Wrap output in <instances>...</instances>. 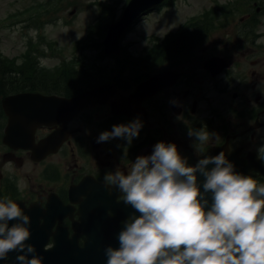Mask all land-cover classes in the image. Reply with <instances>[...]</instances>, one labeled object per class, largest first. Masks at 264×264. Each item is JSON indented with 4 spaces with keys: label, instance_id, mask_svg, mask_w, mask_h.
Returning a JSON list of instances; mask_svg holds the SVG:
<instances>
[{
    "label": "flooded vegetation",
    "instance_id": "obj_1",
    "mask_svg": "<svg viewBox=\"0 0 264 264\" xmlns=\"http://www.w3.org/2000/svg\"><path fill=\"white\" fill-rule=\"evenodd\" d=\"M247 55L242 50L228 49L226 56L233 70L230 73L234 80L232 82H211L205 73L196 70V130L206 126L205 130L216 133L219 139L210 137L201 145L194 138L185 137L190 129L185 130L173 124L171 128H160L154 136L153 128H142L148 135L134 139L131 145L122 139L98 144L96 140L104 130L106 116L111 118L113 115L111 108L108 110L104 106L91 105L86 106L66 125L68 136L62 148L67 147L69 152H73L74 140L83 137L85 140L77 152L61 157V148L57 154L37 161L32 160L29 152L21 151L24 157L19 155L20 152H7L9 159L22 157L23 167L25 159H28L34 172L39 166L38 179L45 190L36 192L32 204L45 211L46 205L51 202L48 224L43 223L45 216L38 217L37 227L32 231L35 239L28 242L44 246L45 250L58 242L71 252V256L80 259L82 264H106L105 248L119 247L117 236L122 230V221L132 215L134 210L123 203L116 187L106 185L104 176L115 171L126 174L132 162L140 156L141 150H146L143 156L151 155L153 149L148 146L158 142L174 143L189 166H195L204 156H215L223 151L230 162L235 160L236 172L252 176L258 184L264 185V152L260 151L264 147V71L259 68L264 55L250 60ZM218 82L219 90L216 86ZM234 86L236 91L228 93ZM209 92L226 95L220 106ZM227 109H234V113L225 115ZM124 121L131 119L124 118ZM52 131L43 128L39 132L48 135ZM48 161L52 167L46 169ZM212 167L214 165L208 166L209 169ZM197 177L203 191L204 178L199 174ZM1 186L4 190L10 188L5 183H1Z\"/></svg>",
    "mask_w": 264,
    "mask_h": 264
},
{
    "label": "clouds",
    "instance_id": "obj_2",
    "mask_svg": "<svg viewBox=\"0 0 264 264\" xmlns=\"http://www.w3.org/2000/svg\"><path fill=\"white\" fill-rule=\"evenodd\" d=\"M142 127L139 118L113 125L96 142L122 139L131 145ZM205 129L187 135L201 145L210 137L219 139ZM197 174L204 178L203 191ZM104 180L134 210L122 221L119 247L105 248L106 264H264V185L236 172L223 151L189 166L174 143L158 142L126 174L109 172ZM11 221L16 222L9 226ZM30 224L19 204L0 201V260L16 252L18 264H43L36 248L26 243Z\"/></svg>",
    "mask_w": 264,
    "mask_h": 264
},
{
    "label": "rangeland",
    "instance_id": "obj_3",
    "mask_svg": "<svg viewBox=\"0 0 264 264\" xmlns=\"http://www.w3.org/2000/svg\"><path fill=\"white\" fill-rule=\"evenodd\" d=\"M49 1L52 4L47 7ZM106 1L112 3V0H59V2H57L58 4L54 6L56 0H0V53L2 58H19L28 49L27 42L30 37H33L35 43L32 49L36 46V48L40 50L37 56L43 54L39 60L41 67L51 71L62 65L63 62L67 63L75 59H83L84 65L82 67L72 70L66 69L73 72L77 79L73 80L72 84L81 85L82 82H87L92 83V86L95 84L94 87H96L100 84L97 82L99 80L89 79L88 75L84 76L82 73H78V71L80 72L86 69L90 74H93L100 66L112 63V61L105 57L103 52L104 37L102 40H96V46H90L85 51H83L80 44L84 38L85 42L91 43L90 37L94 38V25L97 24L98 18L107 15L111 18L107 23H115L121 17L127 4L130 2V0H114L113 11L110 13V9L104 12V9L98 4L99 2ZM227 2H232V0H176L172 6H165L164 8H160L157 11L153 10L142 16V18L129 29L128 34L124 38L123 50L126 52L127 60L126 62L120 61V63L133 64L132 66L135 67V69H128L129 66H127L122 73L117 75L112 74L111 78L116 75V78L122 81L132 80L136 84V81L144 77L146 73L153 75L166 71L180 78L185 74L196 73V70H200L204 73L202 64L198 58H202L206 55V60L209 59L206 51L216 46L220 47L222 42L228 40V38H224V36L226 34L230 35L231 31H235L238 24H241L245 18L249 17L252 19L251 22H254L258 9L259 11L261 9L264 10V0H245L235 8L234 4L231 8L222 10ZM217 3L220 5L219 10H222V12H218L221 16L217 21L205 24L200 23L196 25V29H190L188 34L196 30V33L191 36L195 37L192 42L185 43V40L182 39L176 42L179 44L174 45L172 48L170 47L169 50H161L159 57L155 60L145 59V55L150 47L156 44L161 45L163 37L167 36L171 31H174L185 20L199 13H203L211 7H214ZM47 9L48 14L46 13ZM40 12L44 13L46 16H44L38 24L34 25L31 21L28 22L25 20V22L13 26L4 25L5 21H7L10 16L21 13L23 17H26V15H30L31 13ZM249 12L251 14H249ZM260 17L261 19H258V21H260L261 24H257L253 27L254 31L258 33L264 31V12ZM216 25H220L221 29L213 28ZM226 27L230 29H226ZM205 33H208L209 39L202 35ZM40 35L43 38L41 41L39 40ZM96 38L98 39V36H96ZM187 38L188 37L185 39ZM235 40L238 41V38ZM259 41H263V39L261 38ZM259 41L254 44L253 49H258V46L263 48L262 43L259 45ZM52 42H56L57 45L51 46ZM177 48V52H174ZM213 57L222 58L224 60L227 59L220 55L219 52L214 53ZM259 68L264 71V61ZM140 69H142V71ZM11 70L13 71L12 68ZM104 76L108 77L107 75ZM7 77L9 76L6 75V78ZM53 77L55 78L57 76ZM111 82H113V80ZM10 83L17 82L12 81ZM18 83H21V81ZM59 84L62 85L61 88H65L63 82ZM24 85L27 86L26 90L22 91V89H19V92H26L28 91L27 89H31L33 81L28 80L24 82ZM77 90L79 89L74 90V92ZM128 90L132 91L133 89ZM235 91L236 87L234 86L230 88L228 93L231 94ZM209 94L215 97V101L219 106L226 97V95H215L211 92H209ZM124 96L125 93L119 92L104 105V108L109 110L112 102ZM160 100L162 102H171L176 106L186 104V107H188L192 104L195 105L196 110V78L193 83L183 89L182 93L180 92L177 94L171 89L165 90V93L160 96ZM173 101L176 103H173ZM152 126H154V123ZM163 127L168 128L165 125ZM4 128L5 118L0 106V174L2 175V172L6 170L18 171L17 173L21 177L20 188L22 190L26 193L30 191L42 193L45 189H43L44 185L41 184L38 179L39 166L37 167V171L34 172L33 166L28 164V159H25V167H23V163V165L17 169H14L10 164L4 163L3 158L5 149L1 141ZM262 132L264 135V131ZM43 134V132L39 133V135ZM185 134V137L188 138L187 133ZM147 135L148 132L145 131V129H141L139 137L145 138ZM95 137L96 136H94V138Z\"/></svg>",
    "mask_w": 264,
    "mask_h": 264
},
{
    "label": "water",
    "instance_id": "obj_4",
    "mask_svg": "<svg viewBox=\"0 0 264 264\" xmlns=\"http://www.w3.org/2000/svg\"><path fill=\"white\" fill-rule=\"evenodd\" d=\"M156 1L132 0L130 2L122 19L109 27V33L105 43L107 54H116L119 52L120 40L126 29L141 12ZM105 88L100 87L93 91L81 93L73 99L31 93L18 94L4 99L3 108L8 117L4 142L8 144L20 143L25 146L24 144L27 143V138H33L34 130L37 126L49 124L53 120L61 117H64V120H67L69 117L71 118L74 110L78 106H82L89 98H95L103 94ZM30 147L29 145L25 148ZM77 263L80 264L79 261Z\"/></svg>",
    "mask_w": 264,
    "mask_h": 264
},
{
    "label": "trees",
    "instance_id": "obj_5",
    "mask_svg": "<svg viewBox=\"0 0 264 264\" xmlns=\"http://www.w3.org/2000/svg\"><path fill=\"white\" fill-rule=\"evenodd\" d=\"M105 18L108 19V16L106 15ZM39 52V50L36 51V53ZM41 55L37 56L28 53L23 57V61L21 63H17L15 59L2 58L0 53V97L18 93L19 89L25 91L27 86L24 85V82L28 80L33 81L31 89H27L28 91L30 90V92L52 93L63 91L65 92V95L71 94V91H73L75 87H72V84H70V81L72 82L74 77L71 74H67L73 73L66 70L69 68L68 63L63 62L61 66H58L54 70L50 71L39 65L40 63L38 58ZM6 75L9 77L6 78ZM53 76H63L64 81H66L64 84L65 88H61L62 85L59 84L62 83L61 79L57 77L54 78ZM12 81L17 83H10ZM20 81L21 83H18Z\"/></svg>",
    "mask_w": 264,
    "mask_h": 264
}]
</instances>
